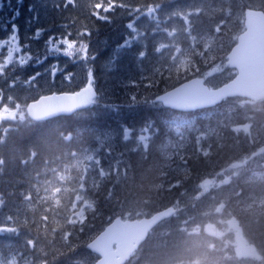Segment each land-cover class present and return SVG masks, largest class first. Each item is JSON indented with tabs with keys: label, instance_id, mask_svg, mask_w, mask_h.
Wrapping results in <instances>:
<instances>
[{
	"label": "trees",
	"instance_id": "1",
	"mask_svg": "<svg viewBox=\"0 0 264 264\" xmlns=\"http://www.w3.org/2000/svg\"><path fill=\"white\" fill-rule=\"evenodd\" d=\"M110 2L112 11H101L106 19L93 15L100 0H22L6 6L9 15L19 9V26L38 11V26L87 45V58L77 64L89 68H78L80 73L67 71L73 61L56 62L59 70H51L50 60L62 56L34 46L49 63L29 61L21 70L25 79L37 75L28 79L37 84L34 96L75 90L89 80L90 70L98 96L70 115L0 122V260L94 264L98 256L87 244L114 217L145 216L170 205L176 212L150 231L125 264H245L233 243L218 234L220 218L237 224L245 243L264 255V164L253 163L259 155L245 158L251 167L222 184L208 191L199 186L206 176L212 180L234 168V160L264 141V98L242 105L245 98L231 96L188 112L154 100L205 75L204 65L224 60L234 32L244 26V9H264V0H104ZM197 6L187 23L181 12ZM149 9L153 15L143 12ZM224 29L231 31L230 39L220 48L210 46L199 60L192 36ZM85 32L90 35H81ZM180 50L185 63L173 59ZM228 70L215 79L207 76V82L227 81ZM245 124L246 132L237 129ZM145 127L143 144L137 136ZM128 130L129 146L117 153L115 141L124 143ZM88 152L97 153L100 166L84 172L79 158ZM84 201L90 205L81 217L77 204Z\"/></svg>",
	"mask_w": 264,
	"mask_h": 264
},
{
	"label": "water",
	"instance_id": "2",
	"mask_svg": "<svg viewBox=\"0 0 264 264\" xmlns=\"http://www.w3.org/2000/svg\"><path fill=\"white\" fill-rule=\"evenodd\" d=\"M244 29L226 55V64L236 69V74L224 84L210 87L202 76L191 77L176 86L159 93L155 101L182 111H193L214 106L230 96L245 97L254 101L264 98V9H244ZM88 84L73 91H53L42 94L27 104L32 120H44L58 115H70L89 107L98 96L95 91L92 102H86L90 92L81 91ZM264 151V145L252 152L250 157ZM210 181L207 180L206 184ZM170 205L150 215L124 218L114 217L103 230L87 244L98 256L95 264H125L133 252L145 241L149 232L159 222L176 212Z\"/></svg>",
	"mask_w": 264,
	"mask_h": 264
},
{
	"label": "rangeland",
	"instance_id": "3",
	"mask_svg": "<svg viewBox=\"0 0 264 264\" xmlns=\"http://www.w3.org/2000/svg\"><path fill=\"white\" fill-rule=\"evenodd\" d=\"M21 1L22 0H0V4L3 5L2 7H0V41L7 40V38L11 35L13 23H15V25H17V20L16 19L14 21L12 20V17L14 15H9L8 10L10 8H7L6 6L9 3H10V6L14 3H18V6H19ZM150 8H152V7H150ZM199 10H200L199 6L190 7L186 10H183L181 13H182V16L184 17V19L186 20V22L188 23L190 15L192 13L198 12ZM153 11L154 10H152V9L143 10V12L147 13L148 15H153ZM40 14H41L40 12L36 11V12L32 13L33 18H27V20L25 22V17H24L23 20H21V21H24L23 25H20V26L17 25L18 29H19L18 36H19V46L21 48V52L14 54L13 61L10 64H8V66H4L3 62L7 59L8 49H9L10 45L5 44L4 47L0 48V85H4V87L0 89V122L2 120H7V119H10L13 121L24 120L26 118V115L28 116L27 109H26L28 101L32 100V98L35 99L40 95V94L36 95L37 97L34 96L37 93V90H36L37 84L34 85V83L31 80H28V79H31L32 77H35V79H36L37 75L30 76L29 78L25 79V76L23 75L24 73L21 71L22 69L26 68L29 65V61H33V62H35V64L39 63V61H42V62H44L46 67L49 66V63L46 62L47 57L45 55H47V54H45V53L39 54V52L36 50V47H34V46H43L44 48L46 47V48H48V49H46V51L49 52L50 54L54 53V55L62 56V58L56 57V59L50 60V64H51L50 69L51 70L52 69L59 70L60 67L56 62L61 63L63 61H65V62L73 61L72 62L73 66L67 67L68 72H72L75 70V72L78 71V73H80V72H82V70L78 69V68L82 67L83 70H86L87 68H89V65L83 66V65L77 64L83 58L82 55H79L80 53H76L75 55H73L71 57L64 55L63 52H64V48L66 46L63 44L60 45L59 51H53L52 50L53 48H55L57 41L60 39H63L66 35H63L60 32H56L55 30H53L51 28L44 27L42 25L38 26L37 23H35L34 19H36L38 17V15H40ZM242 16H243V14H242ZM16 18H18V17H16ZM243 21H244V19L242 17V22ZM130 24H132V22ZM131 28L133 29V25L131 26ZM38 29L42 30L39 39L35 38V33ZM241 31L242 30L234 32L235 41L237 39L238 34ZM230 32L231 31L224 29V30H219L217 35L212 34V33L204 35L203 37H201L200 35H193L191 38L192 44L194 45L193 46L194 47L193 53L195 52V54H197L199 60L202 59L204 56H206L210 46H212L213 48L214 47L220 48L221 43L229 40L231 37ZM50 37L54 38L52 40V43H49ZM67 38L69 41L74 40V39L69 38L68 36H67ZM161 45L162 44L159 45V48ZM76 47L77 48L80 47V44L77 43V41H76ZM20 55H24L26 57L30 56L31 59L27 60V62L24 65H20L16 59V57H18ZM182 57H183V55H182V52L180 50V51L176 52V54L173 56V59L176 61H180L182 63H185L187 58H182ZM204 66L206 68L205 72H204L205 76H209V77L213 76L214 79L219 75V73L227 74L229 72L228 68L231 69V74H230L231 77L230 78H232L235 75V73H234L235 70L232 69L230 66H228V64H226V58L224 60L223 59L219 60L213 64L210 63V64H207ZM200 68H201V66H200ZM16 69H18V71H16ZM200 75H202V74L199 73L197 76H200ZM88 82H89V80L85 79L82 84L86 85V84H88ZM223 82L224 81L219 82L216 86L222 84ZM52 84H54V86L57 88L60 87L57 83V80L52 81ZM83 85H81V86H83ZM54 91H73V90H54ZM45 93H47V92H45ZM32 96H34L35 98ZM253 101L254 100H251L248 98L239 100L240 104H242V105H245V104L254 105L255 103H253ZM261 127H262V129H260V130L263 133L261 136L264 137V125H262ZM248 128H249V125H247V124L237 126V129L243 130L245 132L248 130ZM147 131H148V128L145 127L143 129H141V132L137 136L138 141L142 142L143 144H145V141L148 137ZM122 139H123L122 141H124V143H122L120 141H115L116 152L117 151L122 152L126 148V145L129 144L128 140L131 139V131L128 130L127 133L124 136H122ZM262 144H264V141L261 142L257 146V148ZM250 153L242 155L239 159L234 160L233 164L235 165V167L226 169L225 171L222 172V175L212 178L211 183L209 185H205V183H204L206 179L210 178V176H206L199 183V186L208 191L210 188L215 187L217 185H220L223 182L229 180V178L231 176H233L234 174H236L237 172H240V171L244 172L245 170L249 169L251 166L248 165V163H243V162H244L245 158H247L250 155ZM259 156H260V158H256L253 163L264 164V153L259 155ZM79 160H80L79 163L82 166L84 172L89 170V169H92V167H91L92 165L100 166V159L97 156V153H94V152H88V153L81 155ZM236 161H238V162H236ZM54 188L58 189V185H54ZM89 205H90L89 201H84L81 204L80 203L77 204L78 209H77L76 214H78L82 217L84 215L83 212H84L86 206H89ZM217 220H218L217 226L219 229L218 234L220 233L222 236H225V238H226L225 240H226V242H228V244L233 243L235 254L239 258L246 260V262H244L245 264H264V261H262L264 259V255L260 254L252 246V244L247 242L246 243L247 246H245V241L243 239H240L241 243H239V240H238L239 231H238L237 224L229 225V223L226 221L225 218H220ZM227 237L230 239L228 240ZM243 246H245V247L243 248ZM97 258L95 259L94 264H95ZM84 262L85 261L83 259H81V263L83 264ZM0 264H7V263L4 260H0Z\"/></svg>",
	"mask_w": 264,
	"mask_h": 264
},
{
	"label": "snow or ice",
	"instance_id": "4",
	"mask_svg": "<svg viewBox=\"0 0 264 264\" xmlns=\"http://www.w3.org/2000/svg\"><path fill=\"white\" fill-rule=\"evenodd\" d=\"M3 5L0 4V7H2ZM113 9V3L110 2L107 5L104 3V0H100V3H98L96 5V11L93 13V15L97 18V19H106L107 17L105 15H101V11L105 14H107L108 12L112 11ZM29 11H32V6L29 7ZM19 16V9L15 10L14 16L12 17V20L14 21L16 19V17ZM42 30L38 29L35 33V38L39 39L40 35H41ZM19 29L18 26L15 25V23L12 24V32L11 35L7 38V40L5 41H0V48L4 47L5 44L10 45L9 49H8V55H7V59L3 62L4 66H8V64H10L13 61V57L14 54L16 53H20L21 52V48L19 46ZM68 35H71V33H68ZM81 35H90V33H81ZM54 38L50 37L49 38V43H52V40ZM63 44L66 47L64 48V55H67L69 57L75 55L76 53H83V58H87V45L84 43L80 44V47H76V41L72 40L69 41L67 36H65L63 39H60L57 41V44L55 46V48H53V51H59V47L60 45ZM17 62L20 65H24L27 60L31 59L30 56H24V55H20L18 57H16ZM55 75V72H53V76ZM92 73L91 70L89 71V82L88 85L86 87H84L81 91L83 92H90V95H88L86 97V102H92V96L95 95V91L92 88L91 84H92ZM68 79H70L69 77H66ZM31 79H35V77H32Z\"/></svg>",
	"mask_w": 264,
	"mask_h": 264
},
{
	"label": "flooded vegetation",
	"instance_id": "5",
	"mask_svg": "<svg viewBox=\"0 0 264 264\" xmlns=\"http://www.w3.org/2000/svg\"><path fill=\"white\" fill-rule=\"evenodd\" d=\"M232 69H234V68H232ZM234 70H235V72H234V73H236V69H234ZM262 145H264V144H262ZM262 145H260V146H262ZM260 146H259V147H260ZM259 147H258V148H259ZM258 148H257V149H258ZM255 150H256V149H255ZM252 152H253V151H252ZM252 152H251V153H252ZM251 153H250V154H251ZM263 153H264V151H263L262 153L258 154V155H261V154H263ZM249 156H250V155H249ZM256 156H257V155H256ZM259 157H260V156H259ZM247 159H250V158H249V157H247ZM243 163H246V162H245V160H244V162H243ZM245 246H246V245H245ZM245 246H244V247H245Z\"/></svg>",
	"mask_w": 264,
	"mask_h": 264
},
{
	"label": "bare ground",
	"instance_id": "6",
	"mask_svg": "<svg viewBox=\"0 0 264 264\" xmlns=\"http://www.w3.org/2000/svg\"><path fill=\"white\" fill-rule=\"evenodd\" d=\"M243 19H244V16H243ZM84 86V85H83ZM82 87V86H81ZM170 89V88H169ZM165 91V90H164ZM163 92V91H162ZM154 100H155V98H154ZM156 102H160V101H156ZM168 207V206H167ZM165 208V207H164Z\"/></svg>",
	"mask_w": 264,
	"mask_h": 264
}]
</instances>
